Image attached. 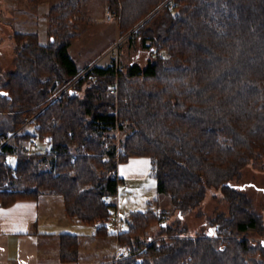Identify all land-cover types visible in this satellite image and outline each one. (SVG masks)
<instances>
[{"label": "trees", "instance_id": "trees-1", "mask_svg": "<svg viewBox=\"0 0 264 264\" xmlns=\"http://www.w3.org/2000/svg\"><path fill=\"white\" fill-rule=\"evenodd\" d=\"M88 1L58 0L47 14L50 44L16 33L24 50L16 70L0 68V208L59 195L69 218L103 222L96 235L108 238L119 165L148 156L179 223L152 207L132 212L118 234L130 253L99 264H264V241L244 237L264 232L263 217L232 182L264 162V0H104L154 59L126 68L114 60L81 74L70 48ZM126 129L118 140L115 131ZM34 141L50 148L30 152ZM211 189L222 192L230 215L212 218L208 233L189 234L182 219ZM58 239L59 260L80 264L81 236Z\"/></svg>", "mask_w": 264, "mask_h": 264}, {"label": "rangeland", "instance_id": "rangeland-1", "mask_svg": "<svg viewBox=\"0 0 264 264\" xmlns=\"http://www.w3.org/2000/svg\"><path fill=\"white\" fill-rule=\"evenodd\" d=\"M57 2L58 0H50L39 6H32L28 0H0V68L5 74L16 70L17 67V55L21 48H18L16 33H38L42 45L50 44L47 14ZM80 18L79 36L72 44L70 53L81 68V74H85L95 65L105 66L113 63L114 60L126 68L132 63L146 66L150 60L154 59L150 49L144 48L141 37H136L134 42L129 40L135 30L123 33L120 27V17L108 10L106 1L89 0ZM71 84H66V87ZM28 129L34 130V126L29 125ZM129 133L130 129L115 131L118 140L125 139ZM49 148V143L39 145L35 142L29 145L30 152H44ZM10 162L15 165L16 158L12 157ZM263 164L264 162L249 164L232 182L251 198L253 212L262 216L264 220ZM118 172L123 181L120 184L118 195L111 200L113 220L109 224L110 232L114 233L113 235L117 238L104 240L107 238L96 235L94 226L86 225L77 218L66 216L64 203H60L62 214L57 216L60 224L55 232L58 235L71 233L81 236L83 247L80 263L103 262L117 255L122 256L121 253L116 254L117 247L115 248L113 244H118L119 232L128 230V220L132 212H147L152 207L155 212L167 213L165 220L169 224L179 223V212L173 209L170 197L158 192L157 178L153 173L150 157H130L119 165ZM41 212L44 213V209ZM222 213L230 215V203L219 189H211L202 204L186 214L182 222L183 225H188L189 234L208 233L209 221ZM160 230L159 226L154 227L151 235H157ZM244 237L258 245L264 241V232L250 231L244 234ZM56 239L59 242V239ZM57 245L59 247V243ZM52 246H54V249L51 247L53 251L46 249L45 253L55 256L56 246ZM57 255L58 261L61 262L59 253Z\"/></svg>", "mask_w": 264, "mask_h": 264}, {"label": "crops", "instance_id": "crops-1", "mask_svg": "<svg viewBox=\"0 0 264 264\" xmlns=\"http://www.w3.org/2000/svg\"><path fill=\"white\" fill-rule=\"evenodd\" d=\"M60 203H63L62 198L51 194L40 200H20L0 208V264H69L59 262L57 255L59 242L55 229L60 224L57 216L62 214ZM110 233L104 240L115 237ZM52 245L56 246L55 256L45 253L46 249L53 251ZM113 245L117 247L116 254L119 253L120 245ZM99 263L101 261L85 264Z\"/></svg>", "mask_w": 264, "mask_h": 264}, {"label": "built area", "instance_id": "built-area-1", "mask_svg": "<svg viewBox=\"0 0 264 264\" xmlns=\"http://www.w3.org/2000/svg\"><path fill=\"white\" fill-rule=\"evenodd\" d=\"M89 71H90V69L87 70V72H89ZM87 72H86V73H87ZM86 73H85V74H86ZM71 86H72V84H71L69 87H66L65 91L68 90ZM110 92H111L112 94H117V93H118V88H117L116 86H111V88H110ZM60 96H61V94L57 95V96L55 97V99L59 98ZM55 99H54V100H55ZM32 121H33L32 118H30V117H25V122H26L27 125H29ZM127 123H128V120H122V121H120V124H127ZM33 143H35V141H34ZM102 225H103V223L100 221V222H98L94 227H95L96 230H98ZM123 252H125V254L130 253V247L127 246V245H126V246H123V247L120 246V247H119V253H121V254L123 255V254H124ZM119 257H121V256H119Z\"/></svg>", "mask_w": 264, "mask_h": 264}, {"label": "bare ground", "instance_id": "bare-ground-1", "mask_svg": "<svg viewBox=\"0 0 264 264\" xmlns=\"http://www.w3.org/2000/svg\"><path fill=\"white\" fill-rule=\"evenodd\" d=\"M110 17V16H109ZM112 18V17H111Z\"/></svg>", "mask_w": 264, "mask_h": 264}]
</instances>
